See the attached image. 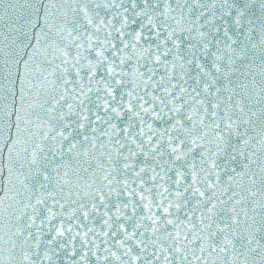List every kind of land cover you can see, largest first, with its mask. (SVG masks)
<instances>
[{
	"label": "snow or ice",
	"instance_id": "snow-or-ice-1",
	"mask_svg": "<svg viewBox=\"0 0 264 264\" xmlns=\"http://www.w3.org/2000/svg\"><path fill=\"white\" fill-rule=\"evenodd\" d=\"M0 264H264V0H0Z\"/></svg>",
	"mask_w": 264,
	"mask_h": 264
}]
</instances>
